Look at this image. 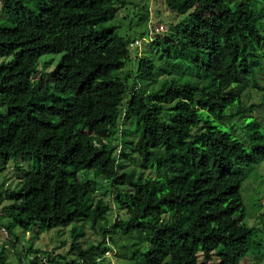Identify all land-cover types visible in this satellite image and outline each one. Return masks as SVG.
I'll return each instance as SVG.
<instances>
[{
  "label": "trees",
  "instance_id": "1",
  "mask_svg": "<svg viewBox=\"0 0 264 264\" xmlns=\"http://www.w3.org/2000/svg\"><path fill=\"white\" fill-rule=\"evenodd\" d=\"M0 1L14 22L0 25V174L10 163L29 164L13 188L0 184V206L8 202L0 229L19 264L15 229L68 227L69 253H77L70 264H95L116 234L134 238V264H198V254L239 264L253 233L244 223L242 167L264 161V133L244 116L264 114V95L249 108L241 98L248 88L263 90L251 60L264 50V0H163L194 24L183 30L181 49L169 37L153 42L170 68L150 89L155 66L146 56L133 57V83L117 75L131 60L132 42L113 24L124 0ZM46 56L60 58L35 81ZM182 72L205 85L182 80ZM118 139L150 175L119 172ZM124 187L131 192L115 189ZM112 190L127 219L109 225L103 198ZM86 221L101 238L95 245L79 241ZM57 257L26 264H57Z\"/></svg>",
  "mask_w": 264,
  "mask_h": 264
},
{
  "label": "rangeland",
  "instance_id": "2",
  "mask_svg": "<svg viewBox=\"0 0 264 264\" xmlns=\"http://www.w3.org/2000/svg\"><path fill=\"white\" fill-rule=\"evenodd\" d=\"M124 7L121 11H118L113 24H119L117 33L127 38L130 43V57L131 60L126 62L125 68L122 69L117 75L128 77V84L133 83L134 80V67L135 64L133 57L141 58L146 56L152 60L155 69L156 83L151 85L148 83L147 88H157L160 81L164 78H168L161 73V70H168L170 68L167 64L165 57L161 50L153 45L156 39H162L169 37L172 43L179 45L178 41L182 32L187 26H192L194 20L190 17L187 20H182V16L177 15L167 9L163 0H124ZM147 6V10L144 9ZM1 7V1H0ZM145 16V20L142 21ZM208 16V14H205ZM146 21V23H145ZM0 25L5 27L14 26L13 20L6 17L0 10ZM258 28L260 32L264 33V23H259ZM155 29H159L155 31ZM135 42H139L136 44ZM153 45V46H152ZM182 46L179 45V49ZM60 56H46L40 60V66L37 73L33 76V80L46 79L48 74L51 73L55 64L58 62ZM253 67L256 69L258 77V84L263 88L262 91L257 89H246L241 96L242 103L245 108H249L251 105H256L260 102L261 96L264 95V50L258 49L254 55V60H251ZM182 80L194 82L200 86L205 85V81H201L196 78V75L191 73H183L180 75ZM4 109L0 106V115L4 114ZM245 117H250L258 122L261 131L264 133V114H259L256 110H251ZM248 121L244 122L246 125ZM130 128L131 124L125 122L124 126ZM238 135L239 138L245 140L242 131L239 128L231 129V132ZM232 132V133H233ZM119 138H121V131H119ZM127 140L132 141V136L127 135ZM125 148L119 139L116 142V155L121 158L120 153ZM121 167L119 172L131 173L133 177L148 176L151 173L149 171H142L138 167L137 155L126 147L125 152L122 154ZM19 169H16L15 165L8 164L6 171L0 174V184L4 183V189L7 187L13 188L16 185V181H19L25 173L29 171L28 162H19ZM245 172V176L240 181V194L244 206V223L247 227L253 229L252 236L250 238V251L241 259L239 264H264V161L259 164L242 167ZM116 191L123 193H130L131 189L115 188ZM115 191V192H116ZM161 190H159L160 192ZM115 192L112 190L110 196L104 197L105 203L108 205V211L105 213V219L108 224L111 225L117 219L126 220L127 216L125 211L120 209L118 202L116 201ZM7 200H2L1 207L6 205ZM74 226V224L72 225ZM71 226V227H72ZM101 227V223H98V227ZM70 227V228H71ZM83 235L79 241L83 246L88 244H97L101 238L89 227V222L86 221L83 224ZM14 234L17 236V251L20 254L22 262L28 263L32 258L33 263L36 262H48L49 257H55L57 264H70L77 256V253H69L71 245V236L69 233V227L67 229H52L47 232L37 233L35 228L31 229L28 233L21 232L19 229H15ZM109 240L106 238L105 247L107 252L101 256L96 253L97 259L95 264H134L129 260L130 252H132L131 245L134 244L133 237H125L120 234L114 236L112 245H109ZM5 246L6 248L3 257V264H19L18 255H16L11 248L12 246L7 242L5 233L0 229V248ZM28 250H38L41 254H29ZM198 264H218V260L214 257L212 261H205L201 254L197 255Z\"/></svg>",
  "mask_w": 264,
  "mask_h": 264
},
{
  "label": "built area",
  "instance_id": "3",
  "mask_svg": "<svg viewBox=\"0 0 264 264\" xmlns=\"http://www.w3.org/2000/svg\"><path fill=\"white\" fill-rule=\"evenodd\" d=\"M157 30H159V29H155V31H157ZM136 44H139V42H135Z\"/></svg>",
  "mask_w": 264,
  "mask_h": 264
}]
</instances>
